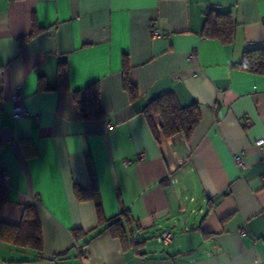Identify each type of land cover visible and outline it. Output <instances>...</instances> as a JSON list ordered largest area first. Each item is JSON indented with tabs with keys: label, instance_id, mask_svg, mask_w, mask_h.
Returning <instances> with one entry per match:
<instances>
[{
	"label": "crops",
	"instance_id": "0c3cea01",
	"mask_svg": "<svg viewBox=\"0 0 264 264\" xmlns=\"http://www.w3.org/2000/svg\"><path fill=\"white\" fill-rule=\"evenodd\" d=\"M210 8L231 11L232 43L203 38ZM262 21L264 0H0V223H19L32 204L43 241L40 255L0 242V264H264V144L255 145L264 139V74L235 66L264 45ZM95 82L104 116L81 120L74 92ZM15 90L22 117L12 114ZM166 92L199 105L190 135H153L143 110ZM91 177L106 218L128 213L141 254L108 231L75 242L73 228L97 224L94 202L74 193ZM166 228L175 237L165 247L156 236Z\"/></svg>",
	"mask_w": 264,
	"mask_h": 264
},
{
	"label": "trees",
	"instance_id": "16d2710c",
	"mask_svg": "<svg viewBox=\"0 0 264 264\" xmlns=\"http://www.w3.org/2000/svg\"><path fill=\"white\" fill-rule=\"evenodd\" d=\"M262 25H264V21H262ZM236 26V20L230 10L210 8L202 29V36L206 39H218L222 43L230 44L234 40ZM38 31L39 28L35 27L29 37L34 36ZM235 66L243 71L264 74V45H257L245 50L241 60ZM122 72L123 87L127 91L129 98L134 100L138 95L137 88L131 80L130 69L125 56L123 57ZM58 81L59 85H64L67 81V67L65 64H62L59 68ZM84 90V95H81L80 91L74 92L78 118L81 120L102 118L104 111L100 104V91L97 82L88 85ZM143 112L157 140L161 136L170 137L178 133L188 136L201 119V111L198 104L193 103L188 106H181L172 92H166L151 99ZM153 115L159 117V123L154 122ZM23 141V149L29 154L30 144L26 140ZM74 193L79 201L92 200L95 204L97 215L95 227L88 230L81 228H73L71 230L75 242L77 244L81 243V248L86 246L91 239L102 231H108L113 237L120 240L123 248L130 247L140 253L139 250L143 241H138L133 237L134 228L128 213L121 211L114 217L106 218L103 215L99 193L92 177L86 187L74 185ZM5 202L6 180L4 169L0 162V209ZM0 242L34 249L40 255L43 247L41 224L34 205L25 206L19 223H0Z\"/></svg>",
	"mask_w": 264,
	"mask_h": 264
},
{
	"label": "built area",
	"instance_id": "2783aa9c",
	"mask_svg": "<svg viewBox=\"0 0 264 264\" xmlns=\"http://www.w3.org/2000/svg\"><path fill=\"white\" fill-rule=\"evenodd\" d=\"M166 33L165 31H159V30H156V29H151V36L153 38H156V37H160V36H165ZM189 60H194L197 58V53L196 52H192L191 54L188 55L187 57ZM12 114L15 116V117H22L24 115L27 114V108L23 102V97H22V94L20 93L19 90H15L14 93H13V96H12ZM261 144H264V139H258L255 141V145L256 146H260ZM138 158L139 159H142L144 158V154L143 153H140L138 155ZM234 161L237 165H243L244 164V159H243V153L240 152L236 155H234ZM133 161L130 160V159H127L124 163L125 165H129L131 164ZM262 182H264V177H262ZM182 211H184V207L181 208ZM175 237V233L166 228V229H163L157 236H156V240L158 243H160L162 246H168L172 240L174 239ZM81 254L82 255H87V251L84 249L81 251Z\"/></svg>",
	"mask_w": 264,
	"mask_h": 264
}]
</instances>
